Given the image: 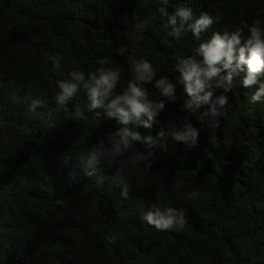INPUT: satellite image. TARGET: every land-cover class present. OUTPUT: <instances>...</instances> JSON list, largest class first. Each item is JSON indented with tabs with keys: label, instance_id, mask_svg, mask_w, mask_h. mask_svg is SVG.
Masks as SVG:
<instances>
[{
	"label": "trees",
	"instance_id": "trees-1",
	"mask_svg": "<svg viewBox=\"0 0 264 264\" xmlns=\"http://www.w3.org/2000/svg\"><path fill=\"white\" fill-rule=\"evenodd\" d=\"M182 4L197 17L219 13L221 23L201 41L187 33L177 42L157 0H0V264H264V107L251 101L255 86L237 84L219 126L207 106L183 110L187 96L178 86L177 101L166 103L152 128L136 129L166 135L152 148L151 170L128 160L127 198L115 167L90 161L115 120L90 111L83 92L69 102L72 118L54 111L56 81L72 70L119 67V93L132 62L145 58L157 78L175 80V57L190 55L213 31L264 24V0H170L168 11ZM141 21L148 26L137 34ZM33 100L43 103L30 112ZM184 118L199 129L191 148L167 135ZM192 191L199 196L188 200ZM161 201L184 211L183 229L158 232L142 221Z\"/></svg>",
	"mask_w": 264,
	"mask_h": 264
},
{
	"label": "clouds",
	"instance_id": "clouds-1",
	"mask_svg": "<svg viewBox=\"0 0 264 264\" xmlns=\"http://www.w3.org/2000/svg\"><path fill=\"white\" fill-rule=\"evenodd\" d=\"M157 3L159 7L156 10L164 20L163 28L167 36L177 42L187 33H191L194 40L201 41L202 34L222 20L219 13L213 16L204 12L197 17L187 4L176 7L170 13V0H157ZM147 26V22L141 21L134 31L141 34ZM135 38L143 39V36L137 35ZM174 71L178 73L175 80L168 75L157 78V70L149 60H134L130 67L131 79L119 93L116 91L121 78L119 67H99L87 74L72 70L67 79L56 81L58 91L53 97L56 113L72 118L69 102L83 92L90 111L103 109L107 118L115 120V132L108 137L107 143L104 138L97 140L91 148L90 161L115 167L113 179L121 188L120 194L124 198H127L130 187L124 175L128 160L142 162L145 171L151 170L154 163L152 148L166 135L161 131L156 137H142L136 129L152 128L165 110L166 103L177 101L178 86H183V93L187 96L183 110L195 112L207 106L205 115L210 116L217 126L227 115L230 103L228 94L237 84L244 88L255 86L251 101L264 107V24L257 19L251 24L245 22L243 27L235 26L232 30L222 27L220 31H213L210 38L192 48L190 55L175 57ZM146 85L156 90L159 99L150 98ZM220 90L222 92L217 95ZM41 103L40 100H33L29 111L35 112ZM75 112L82 118L79 110ZM167 135L173 141L191 148L198 143L199 129L184 118L179 124H169ZM137 142L145 143L148 150L137 151ZM173 187L178 189L181 185L176 182ZM186 196L188 200H193L199 193L192 191ZM141 219L158 232L180 231L187 223L182 209L162 201L151 204L148 210L143 211Z\"/></svg>",
	"mask_w": 264,
	"mask_h": 264
}]
</instances>
